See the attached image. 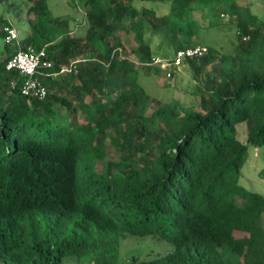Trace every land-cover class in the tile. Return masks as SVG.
Segmentation results:
<instances>
[{
  "label": "trees",
  "instance_id": "obj_1",
  "mask_svg": "<svg viewBox=\"0 0 264 264\" xmlns=\"http://www.w3.org/2000/svg\"><path fill=\"white\" fill-rule=\"evenodd\" d=\"M3 1L0 264H61L69 255L118 264L128 236L171 246L133 264H264V194L240 183L250 147L264 163V0L261 15L254 0H69L84 12L83 36L48 0ZM22 13L25 34L6 42L10 14ZM221 22L234 26V50L205 44L203 56L183 61L199 109L152 98L147 113L138 75L166 74L152 64L158 54L204 45L199 28ZM28 47L45 48L52 63L38 75L43 97L24 94L23 77L6 68Z\"/></svg>",
  "mask_w": 264,
  "mask_h": 264
},
{
  "label": "rangeland",
  "instance_id": "obj_2",
  "mask_svg": "<svg viewBox=\"0 0 264 264\" xmlns=\"http://www.w3.org/2000/svg\"><path fill=\"white\" fill-rule=\"evenodd\" d=\"M13 0H4L3 6L8 7ZM248 0H238L239 3L245 4ZM259 3V5H257ZM262 0H254L253 9L257 14L261 15L260 5ZM48 5L51 13L56 16H67L72 18L71 32L76 36H83L87 29V22L82 9L75 7L69 0H48ZM150 5V4H148ZM167 4H157V11H167ZM3 12L2 6L0 7V14ZM23 14V15H22ZM19 17L11 18L9 26L16 28L17 35L22 38L25 34L26 20L24 13ZM196 18L199 14L195 13ZM75 19V20H74ZM75 21V23H74ZM206 24L205 21H200ZM218 27L203 28L200 27L196 37V41L218 48L223 51L232 52L235 48L234 42L236 41V33L233 24L230 22H221ZM132 34H125L123 37L124 46L127 50L133 45L134 41L131 39ZM158 54V53H157ZM175 54L172 48L167 52V55L158 54L160 57H170ZM149 73H140L138 75V83L144 88L147 94L151 97V103L147 110L150 113L154 107L153 99L164 100H178L183 106H192L199 109V95L195 90V79L193 78L192 71L187 62H182L176 68H171V74L168 72L160 73L159 75L152 74L153 67L148 68ZM78 119H84V113L78 110L76 113ZM239 136L245 140L246 134L243 127L239 128ZM114 155V150H110ZM97 169L100 171L104 167L103 161H98ZM263 161L259 156V149L250 147L248 161L242 168V175L240 183L247 189L257 191L264 194V180L258 175L260 169L263 167ZM171 250V246L163 240H158L153 236H128L121 242L119 250L118 264H133L134 262L148 260L153 256L165 254ZM61 264H88L81 262L76 255H69L62 259Z\"/></svg>",
  "mask_w": 264,
  "mask_h": 264
},
{
  "label": "built area",
  "instance_id": "obj_3",
  "mask_svg": "<svg viewBox=\"0 0 264 264\" xmlns=\"http://www.w3.org/2000/svg\"><path fill=\"white\" fill-rule=\"evenodd\" d=\"M3 31L5 32L4 38L6 42H12L18 39L17 32L13 27L4 26ZM206 52L207 47L205 45L186 47L178 50L171 60L155 57L152 64L167 69L169 75L170 69L177 67L185 59L201 57ZM51 65V61L47 59L45 48L35 50L32 47L19 49L6 62L7 69L16 70L23 77L21 91L24 94L36 95L38 97H43L46 94L44 83L38 78V75L42 73V70L49 69ZM64 71L65 69L61 70V72Z\"/></svg>",
  "mask_w": 264,
  "mask_h": 264
},
{
  "label": "clouds",
  "instance_id": "obj_4",
  "mask_svg": "<svg viewBox=\"0 0 264 264\" xmlns=\"http://www.w3.org/2000/svg\"><path fill=\"white\" fill-rule=\"evenodd\" d=\"M5 26H9V24H7V25H5ZM14 28V27H13ZM15 30H16V28H14ZM19 39H20V37L18 36V39L16 40V41H12V42H16V43H18L19 42Z\"/></svg>",
  "mask_w": 264,
  "mask_h": 264
}]
</instances>
